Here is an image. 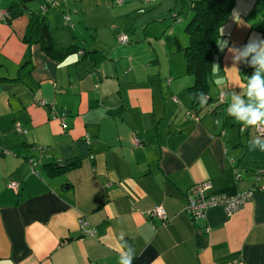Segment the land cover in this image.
<instances>
[{
    "label": "crops",
    "instance_id": "0c3cea01",
    "mask_svg": "<svg viewBox=\"0 0 264 264\" xmlns=\"http://www.w3.org/2000/svg\"><path fill=\"white\" fill-rule=\"evenodd\" d=\"M7 1L0 0V264H120L122 257L131 264H264V190L231 214L211 206L193 220L183 211L186 191L205 180L208 196L264 186V134L229 112L237 98L258 104L248 92L254 77L264 81V0L237 1L199 102L188 90L186 20L170 17L180 11L139 12L131 25L125 18L136 0H62L56 8L37 0L43 13L28 2L9 23L3 10L17 0ZM29 13L48 21L57 48L77 50L57 60L22 41ZM59 21L71 35L62 30L56 41ZM72 161L77 166L57 175L45 167ZM155 205L164 207L165 221L147 215Z\"/></svg>",
    "mask_w": 264,
    "mask_h": 264
},
{
    "label": "trees",
    "instance_id": "16d2710c",
    "mask_svg": "<svg viewBox=\"0 0 264 264\" xmlns=\"http://www.w3.org/2000/svg\"><path fill=\"white\" fill-rule=\"evenodd\" d=\"M30 1L32 0H17V2L8 4L3 10L7 21L11 23L25 15V4ZM144 2L150 1L144 0ZM235 2L236 0L191 1L190 18H187V22L184 25L188 44L184 47L183 53L186 60V71L194 77V82L188 89L193 94V102H199L208 92L213 58L218 50V41L221 37V27L229 19ZM179 16L180 14L176 12L170 14L173 20H176ZM50 32L49 23L44 17H39L35 13H29L26 17L25 30L20 35V38L26 43L39 44L43 51L57 60H62L77 50L76 44L67 48H57L50 40ZM85 53L94 54L95 52L94 50H90L85 51ZM218 106H220L219 109L221 110L223 105L218 104ZM214 111L218 112L217 109ZM138 140L140 141L139 138ZM6 152L9 151L5 149L1 151V153ZM77 164V161L67 164L55 162V164H46L45 167L50 174L57 175L77 166Z\"/></svg>",
    "mask_w": 264,
    "mask_h": 264
},
{
    "label": "built area",
    "instance_id": "2783aa9c",
    "mask_svg": "<svg viewBox=\"0 0 264 264\" xmlns=\"http://www.w3.org/2000/svg\"><path fill=\"white\" fill-rule=\"evenodd\" d=\"M61 0H47L45 3V7L47 5H53L56 6ZM145 1H152V0H145ZM123 0H116L117 4H121ZM63 18L65 22L69 20V15L64 14ZM119 41L121 43H127L128 37L125 34H120L118 37ZM218 103L219 104H226V97L223 93H220L218 96ZM63 119V118H62ZM249 125V124H247ZM255 130L260 135L264 134V124L258 123L257 125H254ZM241 130L245 129V125L242 124L240 127ZM15 129L19 132H22L23 129L19 124L15 125ZM135 142L138 143L139 140L137 137H135ZM32 166V172L34 174H38V170L35 167V163L30 159ZM235 177L237 179L240 178V174L235 171ZM260 179V175L257 174L255 176L254 182L257 183ZM8 187L13 189L14 191L18 190L19 182L15 180H11L8 183ZM211 188V182L208 180L202 181L200 183H197L190 187L185 194V205L183 207V211L185 214H187L191 219L197 220L198 218L202 217L204 215V211L211 206H220L222 207L227 213L231 214L234 211H236L238 208H240L243 204H245L251 197L252 192L254 190L262 191L264 190V186L254 185L250 189L238 192L234 195H212L208 196L207 191ZM147 215L151 218L156 217L163 221L166 220V211L162 205H155L151 209L147 211ZM79 224L81 229L89 234L92 235L94 233V230L87 227V222L84 219L79 220Z\"/></svg>",
    "mask_w": 264,
    "mask_h": 264
},
{
    "label": "rangeland",
    "instance_id": "374dc122",
    "mask_svg": "<svg viewBox=\"0 0 264 264\" xmlns=\"http://www.w3.org/2000/svg\"><path fill=\"white\" fill-rule=\"evenodd\" d=\"M136 1L138 3L136 9L131 11V13L125 18L127 22L129 21L131 23V25L141 21V18H139V15H138L139 12H142L145 15H149V14L152 13V11H154V10L158 11L159 9L160 10H164L163 12H166V13L170 12V11H173V10H175L177 12L180 11L181 19H182L183 22H185V20L187 22V19L185 18V16L187 14H189V13L191 14L190 4H191L192 0H153V1H150V2H144V0H136ZM237 1L238 0H236L235 4H234V6H233V8L231 10L229 19H231L232 15L234 13L237 14L236 7H235ZM7 2H10V0H8ZM112 2L114 4V0H112ZM125 2L124 3L127 4L130 1L129 0H125ZM30 3L36 4L35 8L37 7V10H38L39 13H43L44 12L45 9L43 10L42 6H39V8H38L39 3L37 2V0H32L28 4H30ZM79 5H82V3H80ZM56 6L49 5L48 7L49 8H56ZM106 6H108V4ZM75 14H76L75 10L72 9V16H74ZM187 18H190V17H187ZM58 20H60L59 19V15H58ZM74 21H75V23L77 22L80 26H82L84 28L82 16H80V19H79L78 16L76 15V18H75ZM225 23H227V22H225ZM62 30H65L68 33V35H71V30L69 29V27L66 26V25L65 26L62 25V23L59 21L58 30H53L52 38L54 40H56V41L58 39H60V37H62L61 36L62 35V32H61ZM84 30L87 32L88 29L84 28ZM102 30H103V28H102ZM103 31H105V30H103ZM75 34H76V38H79L80 35L77 33V31L75 32ZM84 38L89 39L90 41H92V38L90 39L89 35H87V34H86V36H84ZM117 41H118V39H117ZM118 47H123V45L119 41H118ZM69 92L71 93L72 91H69ZM71 97H72L71 94H67L65 96V98H71Z\"/></svg>",
    "mask_w": 264,
    "mask_h": 264
},
{
    "label": "clouds",
    "instance_id": "9594fccd",
    "mask_svg": "<svg viewBox=\"0 0 264 264\" xmlns=\"http://www.w3.org/2000/svg\"><path fill=\"white\" fill-rule=\"evenodd\" d=\"M261 67L264 68V52H262ZM248 94L254 96L258 101L256 107L251 105L245 107L243 101L237 98L236 103L231 106L229 112L236 116L238 120L249 125L264 123V81H261L258 75L250 82ZM256 143L260 144L261 142L257 140ZM261 148L264 150V144H261ZM120 264H131V258L122 257Z\"/></svg>",
    "mask_w": 264,
    "mask_h": 264
}]
</instances>
